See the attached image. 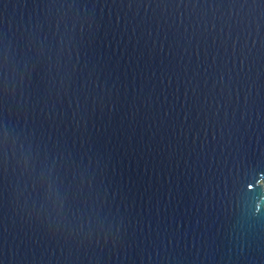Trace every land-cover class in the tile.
Returning a JSON list of instances; mask_svg holds the SVG:
<instances>
[{
  "label": "water",
  "instance_id": "1",
  "mask_svg": "<svg viewBox=\"0 0 264 264\" xmlns=\"http://www.w3.org/2000/svg\"><path fill=\"white\" fill-rule=\"evenodd\" d=\"M69 2L0 0V58L6 51L13 104L43 109L87 136L103 133L112 152L101 164L105 174L132 180L126 195L115 197L126 244L104 248L102 264H264V225L233 230L235 204L225 211L223 199L226 188L243 189L252 193L253 211L257 205L264 215L262 9L218 6L227 0H169L180 6L160 8L76 0L78 7H60ZM88 19L96 38L79 50L84 75L69 86L70 93L81 84L84 91L57 99L61 84L55 67L48 68V56L55 60L49 45L74 21L77 32L82 25L87 33ZM39 52L42 61L33 65ZM37 83L47 97L34 94ZM94 100L95 113L82 119ZM24 185L10 177L16 201L8 205L0 258L63 264L69 251L29 220L33 197ZM99 255L81 249L76 264H95Z\"/></svg>",
  "mask_w": 264,
  "mask_h": 264
},
{
  "label": "snow or ice",
  "instance_id": "2",
  "mask_svg": "<svg viewBox=\"0 0 264 264\" xmlns=\"http://www.w3.org/2000/svg\"><path fill=\"white\" fill-rule=\"evenodd\" d=\"M133 2L134 0H113L109 6L130 8ZM135 2L137 6L145 8L180 6V3L173 4L169 0ZM65 6L74 8L79 5L76 0H71L67 5H60ZM92 6H97L95 0ZM192 6L195 7L196 4L193 3ZM218 6L250 10L260 8L261 15L264 16V0H227L225 4ZM83 23L88 25L87 33L82 25L77 32L74 21L70 29L60 33L59 41L49 45L50 51L54 48L55 60L53 62L52 55L48 56V68L55 67L61 84L56 93L57 99L70 94L78 96L84 91L83 84L72 89L71 93L69 91V86L84 75L79 50L91 46L96 38L91 31L93 20L88 19ZM257 27L259 29L260 25ZM43 55V52L35 53L30 62L33 65L40 64ZM90 78L91 73L85 77ZM13 87V81L9 79V58L5 51L0 58V257L3 256L9 230L8 205L16 201V196L10 192V177L19 176L24 179V187L33 197V206L28 211L29 220L45 238L57 241L68 249L69 254L64 257L63 264H76L81 249L98 251L100 255L95 264H102L104 248L115 249L126 244L122 232L125 217L119 214L115 197L117 194L126 195V189L132 184L131 178L126 179L123 175L109 178L105 174V168L101 164L112 159V152L108 147V138L103 133L98 132L95 137L87 136L83 129L49 119L43 109L37 114L34 106L29 109L23 103L13 104ZM33 92L47 97L48 90L42 89L37 83ZM99 102L102 111V96ZM10 105L15 108L14 113L9 111ZM81 107L77 105V108ZM95 111L96 100L85 109L81 118L87 119ZM111 111L109 106V116ZM261 163L264 164V160ZM258 170L264 172V168ZM112 185L115 187L111 188L110 196ZM246 186L252 189L253 183L246 182ZM251 196L252 193L243 189L239 192L234 187H231V191L225 189V211L235 204L228 218L233 230L245 227L251 230L258 224L264 225L260 207L255 205L254 212L253 207L248 204ZM241 204L245 205L243 209ZM219 235L220 230H217L212 239H217ZM240 255H244V249L240 250ZM0 264H4L2 258Z\"/></svg>",
  "mask_w": 264,
  "mask_h": 264
}]
</instances>
